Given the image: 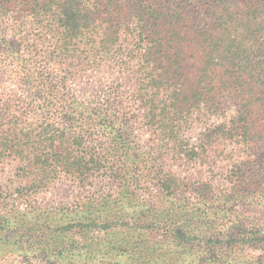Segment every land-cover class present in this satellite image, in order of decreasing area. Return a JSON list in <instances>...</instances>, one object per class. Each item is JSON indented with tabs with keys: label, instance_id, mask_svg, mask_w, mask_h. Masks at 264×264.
I'll use <instances>...</instances> for the list:
<instances>
[{
	"label": "trees",
	"instance_id": "trees-1",
	"mask_svg": "<svg viewBox=\"0 0 264 264\" xmlns=\"http://www.w3.org/2000/svg\"><path fill=\"white\" fill-rule=\"evenodd\" d=\"M49 42L52 51L44 56L38 48ZM79 46L86 50L77 78H90L85 97L73 93L76 72L67 59L73 56L68 47ZM0 58V68L20 87V95H0V159H11L21 179L15 199L20 219L13 228L8 219L0 222V242L16 245L0 249L1 258L77 264L96 255L95 234L162 223L175 245L198 240L202 232L182 229L186 213L174 219L172 206L160 213L137 198L133 187L146 178L142 171L150 161L143 148H151L138 137L177 139L175 130L199 122L207 137L200 153L214 151L216 138L235 153L264 142V0H0ZM98 74L103 77L92 81ZM24 107L31 118L26 124ZM211 116L221 118L218 125H207ZM188 145L178 143L185 154L194 152ZM254 166L239 163L229 177L235 192L227 194L264 211V183L245 178ZM65 178L80 186L99 178L97 184L109 180L117 187L110 194L102 186L65 208L26 203ZM176 180L163 176L157 183L163 193ZM100 250L110 257L119 249Z\"/></svg>",
	"mask_w": 264,
	"mask_h": 264
},
{
	"label": "rangeland",
	"instance_id": "rangeland-1",
	"mask_svg": "<svg viewBox=\"0 0 264 264\" xmlns=\"http://www.w3.org/2000/svg\"><path fill=\"white\" fill-rule=\"evenodd\" d=\"M51 45L52 42L44 43L38 49L41 53H45L44 56H48L52 49L46 50V48H51ZM68 48L70 51L67 54L73 56L67 59L72 63L73 74L76 72L73 78H77V73L81 72L79 54H83L86 47ZM62 60L58 61L62 62ZM11 77L6 75L4 67L0 68V95L3 98L8 99L12 91L14 92L11 96L13 94L20 95V87L12 82L13 77ZM101 77H103L102 74H98L91 79L96 81ZM89 79V77L83 80L77 78L73 84L70 83L73 93L77 97H85L88 93L90 88L84 89V87ZM69 80H72L71 76ZM22 101L26 103L24 97H22ZM24 109L28 121L25 122L22 119L23 115L18 114L21 126L24 122L26 124L31 121L28 115L30 110L27 107ZM234 110L235 108L231 109L229 113L233 114ZM20 111H23V108ZM211 117L212 119L207 122V125H218L221 118ZM260 123L263 126V123ZM202 129L199 122H195L190 129L175 130L177 139L171 136L165 138L166 134L164 133H161L160 136L142 133L138 138L143 146L147 143V148L151 147L150 149L143 148L147 153L145 159L150 161L147 163L146 160V169L142 171L146 178L141 181V184H135L136 186L133 187L136 189L138 199L153 205L154 210L160 211V213L168 210L171 206V214L174 219L182 220V216L186 213L188 216L182 229L193 231L196 234L202 232L199 239L192 238L184 245H175L171 240L166 239L164 223L156 228L141 231L122 227L120 231L95 234L91 240L95 239L93 250L97 251L96 255L81 258L77 264H149L152 260L162 262L160 264L164 262L167 264H197L199 257L203 264H264V211H260L254 206H241L239 205L240 201L227 194L235 192L232 190L234 183H230L233 180L229 177L233 170L239 169V163L244 160L245 162L251 161L255 165L254 169L246 172L245 178L250 179L253 184L264 183V142L256 141L253 144L254 149H251L249 153L244 152L243 149L235 153L231 152V144H222V140L218 141L216 139L219 138H216L212 142L216 147L214 151L205 149L206 152L200 153L198 151L200 140L204 141L207 138H204L205 134H201ZM259 131L257 129V133ZM168 141H174V144H168ZM181 141L189 144L187 149H192L194 152L185 154L186 148L178 146ZM17 148L19 146L15 150ZM151 164L152 168H150ZM17 173L18 170L12 164L11 159H0V222H4L3 218L10 220L12 228L14 222L17 221L16 218L20 219L16 213L17 209H15L16 202H18L15 199L19 198L18 192L21 190L18 189L21 179L16 176ZM163 176L177 179L173 190L161 192L157 179ZM98 179L93 178L84 186L78 185L71 178L61 179L50 188L35 193L31 198H26L25 201L32 204V207L43 209L65 208L77 203L80 195L89 196L101 191L100 187L102 186L107 187L105 191H110V194L116 190L117 185L112 181L107 180L108 182L103 181L101 184H97ZM240 182H242V178L238 181V183ZM25 206L27 205L23 204L22 210L25 209ZM33 210L31 208L30 211ZM204 234L206 235L202 236ZM89 236L84 237L89 238ZM12 245L16 244L12 241L9 244L0 242V249H11L9 246ZM191 246L197 247L196 254L188 257H184L185 252L179 254L181 250H189ZM102 247L119 250L113 256H103L104 250H100ZM129 251L130 254L127 255ZM206 258L207 260H205ZM0 264H47V262L42 257H22L8 254L3 258L0 257Z\"/></svg>",
	"mask_w": 264,
	"mask_h": 264
}]
</instances>
